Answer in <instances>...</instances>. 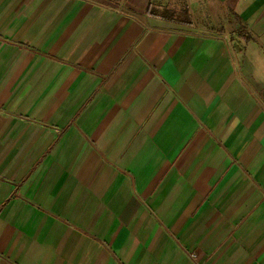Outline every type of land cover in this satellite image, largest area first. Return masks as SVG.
I'll list each match as a JSON object with an SVG mask.
<instances>
[{
	"label": "crops",
	"instance_id": "1",
	"mask_svg": "<svg viewBox=\"0 0 264 264\" xmlns=\"http://www.w3.org/2000/svg\"><path fill=\"white\" fill-rule=\"evenodd\" d=\"M0 264H264V0H0Z\"/></svg>",
	"mask_w": 264,
	"mask_h": 264
},
{
	"label": "built area",
	"instance_id": "2",
	"mask_svg": "<svg viewBox=\"0 0 264 264\" xmlns=\"http://www.w3.org/2000/svg\"><path fill=\"white\" fill-rule=\"evenodd\" d=\"M187 1H189V0H187ZM247 1V0H246ZM189 255L193 258V259H195V254H193L192 252L191 253H189Z\"/></svg>",
	"mask_w": 264,
	"mask_h": 264
}]
</instances>
